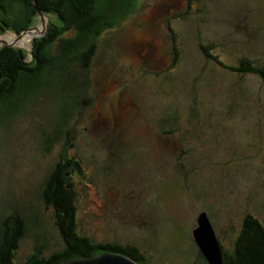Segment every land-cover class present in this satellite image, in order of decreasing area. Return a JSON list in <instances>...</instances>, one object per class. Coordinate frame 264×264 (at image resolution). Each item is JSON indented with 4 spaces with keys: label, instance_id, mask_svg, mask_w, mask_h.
I'll use <instances>...</instances> for the list:
<instances>
[{
    "label": "rangeland",
    "instance_id": "374dc122",
    "mask_svg": "<svg viewBox=\"0 0 264 264\" xmlns=\"http://www.w3.org/2000/svg\"><path fill=\"white\" fill-rule=\"evenodd\" d=\"M3 2L0 48L27 63L34 39L61 34L0 98V253L63 249L50 202L63 176L77 232L134 245L146 264H208L199 212L228 253L247 215L264 224V77L216 61L264 65V0H98L105 24L86 35Z\"/></svg>",
    "mask_w": 264,
    "mask_h": 264
},
{
    "label": "trees",
    "instance_id": "16d2710c",
    "mask_svg": "<svg viewBox=\"0 0 264 264\" xmlns=\"http://www.w3.org/2000/svg\"><path fill=\"white\" fill-rule=\"evenodd\" d=\"M5 0H0V9L5 10ZM8 1V0H6ZM10 1V0H9ZM31 1L28 5L34 13L38 10L43 14L50 13L58 17L61 30L72 29L81 35L94 32L105 24L104 15L98 13V0H22ZM171 40H174V32L167 27ZM60 31L49 28L48 31L32 42L33 63L25 60L24 53L18 50L2 46L0 48V98L12 96L27 81L30 75L39 73L45 68V49L54 42ZM172 63L177 60V49L172 43ZM205 50V48H203ZM88 54V53H87ZM90 54L91 51H90ZM218 64L225 68L238 72H252L264 77V65L255 61L241 58L237 64L225 65L216 59ZM174 119V117H173ZM75 191L72 184L65 176L57 177L55 189L52 192L51 203L55 213V222L65 246L59 251L49 255L34 257L25 261H17L14 249L18 246L12 242L0 253V264H57L75 257H90L102 251L120 252L133 258L140 264H146V260L138 247L120 242H94L90 237L82 235L76 230L77 216ZM19 233L13 236L18 238ZM222 251V264H264V224L258 219L247 215L242 223L239 234L230 253ZM201 254V252L199 251ZM202 255V254H201ZM203 256V255H202ZM204 258V256H203ZM205 259V258H204ZM206 260V259H205Z\"/></svg>",
    "mask_w": 264,
    "mask_h": 264
},
{
    "label": "water",
    "instance_id": "95a60500",
    "mask_svg": "<svg viewBox=\"0 0 264 264\" xmlns=\"http://www.w3.org/2000/svg\"><path fill=\"white\" fill-rule=\"evenodd\" d=\"M42 16V12L38 10ZM42 18V17H41ZM42 20V19H41ZM193 239L208 264H222L221 245L206 212H199L196 226L192 230ZM57 264H140L126 254L114 251H102L90 257H75Z\"/></svg>",
    "mask_w": 264,
    "mask_h": 264
}]
</instances>
